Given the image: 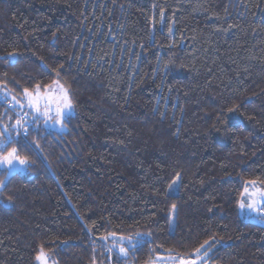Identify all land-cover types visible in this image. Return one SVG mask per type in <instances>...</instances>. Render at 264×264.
Returning <instances> with one entry per match:
<instances>
[{"label":"trees","instance_id":"16d2710c","mask_svg":"<svg viewBox=\"0 0 264 264\" xmlns=\"http://www.w3.org/2000/svg\"><path fill=\"white\" fill-rule=\"evenodd\" d=\"M54 80L74 115L63 132L29 124L28 150L18 137L35 163L0 196V264H38L41 247L56 264H152L205 240L209 264H264V225L237 207L264 188V0H0L4 101ZM0 117L17 113L0 100ZM111 233L143 242L122 257Z\"/></svg>","mask_w":264,"mask_h":264},{"label":"snow or ice","instance_id":"6c2138e0","mask_svg":"<svg viewBox=\"0 0 264 264\" xmlns=\"http://www.w3.org/2000/svg\"><path fill=\"white\" fill-rule=\"evenodd\" d=\"M162 15V14H161ZM171 32V28H169ZM16 53H8V59L11 62L14 60ZM61 67H63L61 65ZM57 75L59 70L57 69ZM7 76V72L4 73ZM23 100H17L15 96L11 99L15 101L16 105H19L23 110L25 107L29 111H24L23 116L17 115L14 123H5L3 117H0V196H3L9 203L13 201V197L8 194V184L10 178L22 174L27 171L31 164L35 163L28 155H21L18 147L20 141L18 137L23 134L25 138L24 149L28 150L32 145L27 143L26 138L29 136V124L39 125L43 122L45 125L58 126L61 129L66 127V122L69 121L75 111V102L72 97V93L59 80H54L52 84L41 86L37 84L34 90L29 88L23 89ZM7 99V93L5 95ZM239 106L234 105L227 109L229 113L235 112ZM7 115V110L5 112ZM31 115L32 119L27 120L24 117ZM13 117L9 116L8 120H12ZM36 148H39V144L35 141L32 142ZM181 175L176 173L175 177L168 184L166 195H171L174 192H178L180 188ZM249 184L255 185L256 181H250ZM0 207H8V204L4 200H0ZM237 207L240 210L247 209L250 212L256 214L260 218V222L264 223V189L256 188L254 191H250L248 187H245L240 194V198L237 200ZM177 209L176 204L171 205L170 216V228L171 220L174 219ZM115 236V233H111ZM214 239V237H213ZM143 242V237L140 233L135 234V238L132 235L121 236L114 240L112 248H116L118 253L122 257H127L129 252L134 250L138 245ZM214 244L210 240H205L195 252L192 254V259H181L180 264H209L212 259L210 253H212ZM109 248V252L112 251ZM36 260L39 264H49L48 253L43 247L40 248L39 253L36 255ZM55 264V262H52Z\"/></svg>","mask_w":264,"mask_h":264},{"label":"rangeland","instance_id":"374dc122","mask_svg":"<svg viewBox=\"0 0 264 264\" xmlns=\"http://www.w3.org/2000/svg\"><path fill=\"white\" fill-rule=\"evenodd\" d=\"M65 87V86H64ZM6 93H7V96H10V98H12L13 97V95H11L8 91H6V90H3V94L4 95H6ZM16 99L17 100H23L24 98L22 97L21 99L20 98H17L16 97ZM11 101H12V104H13V106L18 110V111H20V113H22L23 114V112L24 111H29V109L27 108V107H25L23 110H21L20 109V107H19V105H16L15 104V101H13L12 99H11ZM32 119V116L31 115H29V116H27V120H31ZM41 124H43V126H45L47 129H50V130H56V131H59V132H63V131H65L66 130V127H64V128H60V127H58V126H53V125H51V124H49V125H45L43 122H40ZM67 126V125H66ZM28 170V169H27ZM26 172V171H25ZM248 188H249V190L250 191H254L256 188H259V189H264V188H262L257 182H256V184L255 185H251V184H249L248 186H247ZM174 193H176V192H174ZM241 211V214L243 215V216H247L248 218H250L251 220H257V221H259L260 222V218L258 217V216H256V214L255 215H252V214H248V212H249V210H247V209H244V210H240ZM262 223V222H261ZM264 224V223H263ZM174 225H175V216H174V219H172L171 220V230L173 231L174 230ZM115 239H118L116 236H113ZM112 244V243H111ZM107 247H108V249L109 248H112V246H108L107 245ZM113 249H116V248H112V251L111 252H109V250H107L109 253H113L114 251H113ZM48 258H49V264H52V262H55V264H56V261L48 254ZM38 264H39V262H38ZM152 264H180V260H172L170 257H167V256H160L158 259H157V261L155 262V263H152Z\"/></svg>","mask_w":264,"mask_h":264},{"label":"built area","instance_id":"2783aa9c","mask_svg":"<svg viewBox=\"0 0 264 264\" xmlns=\"http://www.w3.org/2000/svg\"><path fill=\"white\" fill-rule=\"evenodd\" d=\"M0 100L3 101V102L7 105V107H8L9 109H11V110L14 111L15 113H17V115L19 114V116H23L20 112H17V111H16V109H15V107L13 106L12 103H6V102L4 101V99L2 98L1 95H0ZM24 119H25V118H24ZM21 135L23 136L22 133H21Z\"/></svg>","mask_w":264,"mask_h":264},{"label":"crops","instance_id":"0c3cea01","mask_svg":"<svg viewBox=\"0 0 264 264\" xmlns=\"http://www.w3.org/2000/svg\"><path fill=\"white\" fill-rule=\"evenodd\" d=\"M248 214H252V215H255L254 213H252V212H248ZM247 219H250V218H248L247 216H245ZM251 220V219H250ZM253 221H255V222H258V223H260V224H262V225H264L263 223H261V222H259V221H257V220H253Z\"/></svg>","mask_w":264,"mask_h":264}]
</instances>
